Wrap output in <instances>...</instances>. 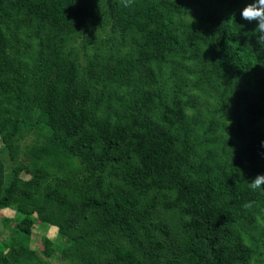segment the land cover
<instances>
[{
	"label": "trees",
	"instance_id": "obj_1",
	"mask_svg": "<svg viewBox=\"0 0 264 264\" xmlns=\"http://www.w3.org/2000/svg\"><path fill=\"white\" fill-rule=\"evenodd\" d=\"M247 2L0 0V264H264Z\"/></svg>",
	"mask_w": 264,
	"mask_h": 264
},
{
	"label": "clouds",
	"instance_id": "obj_2",
	"mask_svg": "<svg viewBox=\"0 0 264 264\" xmlns=\"http://www.w3.org/2000/svg\"><path fill=\"white\" fill-rule=\"evenodd\" d=\"M124 6L128 7L131 0H123ZM240 17L248 23H255L252 36L255 37L256 43L264 47V0H250L240 10ZM264 144V142H262ZM253 191H264V173L257 174L249 183Z\"/></svg>",
	"mask_w": 264,
	"mask_h": 264
},
{
	"label": "rangeland",
	"instance_id": "obj_3",
	"mask_svg": "<svg viewBox=\"0 0 264 264\" xmlns=\"http://www.w3.org/2000/svg\"><path fill=\"white\" fill-rule=\"evenodd\" d=\"M3 156L6 157V153L3 152ZM14 215V211L10 208H5L2 212V214L0 215V220L2 217L4 216H10L12 217ZM0 226H1V221H0ZM33 231H34V242L36 243L35 245H39L38 242V238L41 234H45L46 236H48L49 238H53L55 233H56V227L54 226H49L48 228H46L45 230H42L41 228H37V226L35 225L33 227ZM6 233V231H4Z\"/></svg>",
	"mask_w": 264,
	"mask_h": 264
}]
</instances>
